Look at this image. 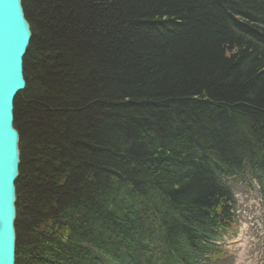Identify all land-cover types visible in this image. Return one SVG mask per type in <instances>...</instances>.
<instances>
[{
  "label": "trees",
  "instance_id": "trees-1",
  "mask_svg": "<svg viewBox=\"0 0 264 264\" xmlns=\"http://www.w3.org/2000/svg\"><path fill=\"white\" fill-rule=\"evenodd\" d=\"M14 264H212L228 180L264 196V0H21Z\"/></svg>",
  "mask_w": 264,
  "mask_h": 264
},
{
  "label": "water",
  "instance_id": "water-1",
  "mask_svg": "<svg viewBox=\"0 0 264 264\" xmlns=\"http://www.w3.org/2000/svg\"><path fill=\"white\" fill-rule=\"evenodd\" d=\"M31 37L21 0H0V264H14L18 133L13 103L25 88L22 61Z\"/></svg>",
  "mask_w": 264,
  "mask_h": 264
},
{
  "label": "rangeland",
  "instance_id": "rangeland-1",
  "mask_svg": "<svg viewBox=\"0 0 264 264\" xmlns=\"http://www.w3.org/2000/svg\"><path fill=\"white\" fill-rule=\"evenodd\" d=\"M234 215L237 231L234 239L224 238L227 258L218 264H259L264 252V196L247 175L233 180Z\"/></svg>",
  "mask_w": 264,
  "mask_h": 264
},
{
  "label": "bare ground",
  "instance_id": "bare-ground-1",
  "mask_svg": "<svg viewBox=\"0 0 264 264\" xmlns=\"http://www.w3.org/2000/svg\"><path fill=\"white\" fill-rule=\"evenodd\" d=\"M23 11V10H22ZM31 38V37H30ZM30 42V41H29ZM14 188H15V184H14ZM14 263H15V255H14Z\"/></svg>",
  "mask_w": 264,
  "mask_h": 264
}]
</instances>
